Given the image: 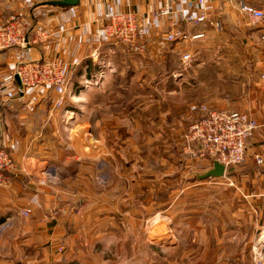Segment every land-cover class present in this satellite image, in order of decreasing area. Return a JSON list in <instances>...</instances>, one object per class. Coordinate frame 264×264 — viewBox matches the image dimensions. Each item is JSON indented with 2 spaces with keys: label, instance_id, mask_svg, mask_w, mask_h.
<instances>
[{
  "label": "crops",
  "instance_id": "1",
  "mask_svg": "<svg viewBox=\"0 0 264 264\" xmlns=\"http://www.w3.org/2000/svg\"><path fill=\"white\" fill-rule=\"evenodd\" d=\"M165 1L81 0L79 5L60 7L48 5L43 0H0V22L17 18L27 26L41 25L53 33L47 44L0 51V82L15 73L19 64L63 56L73 75L72 82L76 78L82 81L85 77L100 75L102 71L106 74L103 81H106V70L115 67V70H119V75L114 79L117 84L140 78L137 62H142L146 74L154 75L157 67H153L149 56L161 53L164 66H161L159 75L164 83L163 104L168 107L172 99L182 95L180 98L183 101L172 102L175 107L181 105L178 110L181 116L177 118L179 124L187 127L195 119L196 115L187 108L193 101L205 102L228 111H249L261 124L250 142L249 151H257L264 157V19L254 22L240 9V1H245L264 10V0H206L204 5H199L196 0H179L176 2L179 10H206L213 16L220 14L223 29L208 33L209 36L212 34L211 39L167 42L165 35L170 30L169 20H157L153 24L155 33L148 40L150 51L146 59L138 55L131 56L126 50L129 47L123 45V49L119 43L98 39L94 21L100 16L115 10H131L141 16L143 23H148L151 20L149 13L164 6ZM199 30L195 28L192 33ZM188 42H191L193 53L200 54L201 51L199 69L208 72L206 74L210 81L208 90L205 89L207 86L199 85L200 88L196 87L187 94L175 80L184 75L183 57L185 52L188 53ZM95 52L98 59L94 58ZM179 72L180 75L177 74ZM195 72L199 73V70H194L193 74ZM207 75L202 77L206 78ZM81 87L75 88V100L72 99L70 105L69 99H66L65 105L55 110L57 94L52 89L29 88L21 93V83L17 79L8 83L4 94L0 96V142L14 152L16 174L11 191L0 187V264H16L13 259L17 256L18 260L22 255L24 264H35L36 261L37 264H101L98 256L100 248L97 247L99 243L90 240L100 236L90 231L88 223L105 217L87 213L92 201L88 187L80 181H68L70 173H85L90 177L91 170L83 166L82 170H75L74 164L88 158L98 160L105 154L101 143L93 146L97 149L93 153L88 148L81 149L83 145L78 146L80 150H77L79 142L76 133L85 132L84 125L77 132L65 131L70 126L64 123L70 121L66 119L67 111H74L75 108L82 112L80 103L91 108L89 96L95 91L85 89V92L77 94ZM96 88L102 87L97 85ZM112 89L116 90L117 86ZM80 95L81 99H76ZM62 138L63 141L74 139L77 143L73 141L71 146L63 143ZM59 144L60 147L53 149ZM205 168L204 171H198L197 175L211 170L212 165L207 163ZM43 173H51L59 180L48 192L38 185ZM66 173L67 176L63 175ZM35 192H40L41 207H35L29 216L22 215L21 210L31 206ZM257 202V209L264 214V199H257ZM60 207H63L62 212L52 213ZM251 221H257L259 226L264 225V217L252 216ZM61 246L62 252L59 251Z\"/></svg>",
  "mask_w": 264,
  "mask_h": 264
},
{
  "label": "rangeland",
  "instance_id": "2",
  "mask_svg": "<svg viewBox=\"0 0 264 264\" xmlns=\"http://www.w3.org/2000/svg\"><path fill=\"white\" fill-rule=\"evenodd\" d=\"M138 16L141 17L139 14ZM185 29L190 33L194 30L190 31L189 27ZM212 30L221 31L210 27L204 39L212 38V34H208ZM188 43L187 52L193 55L191 61L183 67L184 75L177 78L175 83L184 88L187 94L196 87L200 88L199 85L207 86L205 89L208 90V72L199 69L201 61L198 58L201 51L200 54L193 53L190 49L191 42ZM120 45L125 49L124 44ZM126 50L131 56L138 55L143 59H146L150 51L149 46L142 53L132 48ZM161 55L157 53L153 57L149 56L153 67H157L151 76L142 68V62H137L140 78L115 84L114 79L119 75V70H115V67L107 69L108 79L98 85L102 88L83 86L77 93L81 94L85 89L95 91L89 96L91 108L80 103L79 109L82 112L73 108L74 111L66 113V119L70 121L64 123L70 126L65 131L77 132L84 125L86 128L83 133L86 135L77 132L76 139L79 143L74 139L63 141L62 138L63 143L72 146L75 141L77 150H80L78 146L83 145L81 149L88 148L92 153L97 150L93 146L98 143L105 149V154L98 160L88 158L74 164L75 170H82L81 166L91 170L90 177L85 173L68 174V181H80L88 187L92 201L87 213L105 217L88 223L90 231H95L94 235L100 236L90 239L99 243L97 247L100 248V262L264 264V225L259 226L257 221H251L252 216L264 217L257 206V199H264V157L257 151L250 152L248 147L243 164L227 167L223 177L200 179L197 172L206 170L210 161L195 156L186 139L191 125L198 118V113L192 111V106L204 103L217 110H228L193 101L187 108L196 115L195 119L187 127L179 124L177 118L181 116L178 111L181 105L175 107L172 102L183 101L180 98L182 95L172 99L170 104L167 103L168 107L163 104L164 83L159 75L161 66H164ZM194 70H199V73L193 74ZM141 75L144 77L141 78ZM202 75L207 77L203 78ZM80 81L76 78L69 83L62 96V105L56 106L54 103V110L64 106L66 99H69L68 104L72 103V99L75 100V88L82 86ZM115 86L117 89L113 90L112 87ZM80 97L81 95L76 99L79 100ZM76 118L77 121H72ZM83 119L87 121H82ZM253 138L249 140L248 146ZM0 148L7 150L13 157L12 168L3 171L6 180L0 183V187L11 191L16 177L14 152L1 142ZM63 175L67 176V173ZM58 181L55 175L43 173L38 185L48 192ZM39 197L40 192H35L31 206L22 209L21 214L29 216L35 207L40 208ZM62 210L63 207L55 208L52 213L58 214ZM217 231L219 234L215 235ZM24 259L22 255L18 260L17 256L13 260L24 264Z\"/></svg>",
  "mask_w": 264,
  "mask_h": 264
},
{
  "label": "built area",
  "instance_id": "3",
  "mask_svg": "<svg viewBox=\"0 0 264 264\" xmlns=\"http://www.w3.org/2000/svg\"><path fill=\"white\" fill-rule=\"evenodd\" d=\"M44 2L50 0H43ZM179 0H166L164 6L150 12V22L143 23L135 11H113L97 18V37L101 41L122 43L125 46L142 53L147 49L148 40L155 33L154 22L168 19L169 30L166 33L168 41L178 39L205 38L207 29L215 27L223 29V22L219 16L202 11H182L176 8ZM199 5H204L206 0H196ZM241 11L248 15L254 22L264 19V10L240 1ZM200 28L197 33H190L185 29ZM53 33L41 25L27 26L20 19L13 18L6 22H0V51L13 47L28 48L30 46L44 45L49 43ZM264 38V37H263ZM192 55L185 53L184 65L191 61ZM94 58L98 59L95 52ZM185 71V70H184ZM19 77L23 93L29 88L47 87L52 89L58 96L56 106L62 105V96L66 87L73 80V75L63 56L39 62H27L19 64L15 73L6 76L0 82V95L8 83ZM106 76L102 71L93 78H84L82 87L97 86L102 83ZM264 77V75H263ZM192 111L198 113V118L191 125L186 139L190 144V151L202 159H209L211 165L218 162L227 169L229 166L243 164L248 153V142L257 133L260 124L258 119L248 112L217 110L201 103L192 106ZM12 155L5 149L0 148V183L5 182L4 170L12 168ZM63 246L59 247L62 252Z\"/></svg>",
  "mask_w": 264,
  "mask_h": 264
},
{
  "label": "water",
  "instance_id": "4",
  "mask_svg": "<svg viewBox=\"0 0 264 264\" xmlns=\"http://www.w3.org/2000/svg\"><path fill=\"white\" fill-rule=\"evenodd\" d=\"M81 0H50L46 3L48 5L53 6H60V7H71L79 5ZM16 79L20 82L19 77L17 76ZM226 167L218 162H215L212 166V169L206 172H203L199 175L200 179H207V178H218L225 176Z\"/></svg>",
  "mask_w": 264,
  "mask_h": 264
},
{
  "label": "bare ground",
  "instance_id": "5",
  "mask_svg": "<svg viewBox=\"0 0 264 264\" xmlns=\"http://www.w3.org/2000/svg\"><path fill=\"white\" fill-rule=\"evenodd\" d=\"M103 82V81H102ZM264 258V257H263Z\"/></svg>",
  "mask_w": 264,
  "mask_h": 264
}]
</instances>
